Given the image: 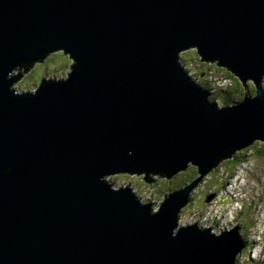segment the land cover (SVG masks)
<instances>
[{
	"label": "water",
	"instance_id": "95a60500",
	"mask_svg": "<svg viewBox=\"0 0 264 264\" xmlns=\"http://www.w3.org/2000/svg\"><path fill=\"white\" fill-rule=\"evenodd\" d=\"M256 139L264 0H0V264H236V224L178 218ZM191 164L159 209L107 179Z\"/></svg>",
	"mask_w": 264,
	"mask_h": 264
},
{
	"label": "rangeland",
	"instance_id": "374dc122",
	"mask_svg": "<svg viewBox=\"0 0 264 264\" xmlns=\"http://www.w3.org/2000/svg\"><path fill=\"white\" fill-rule=\"evenodd\" d=\"M259 141L260 144H262L263 141L261 139L255 140V142ZM252 156L253 153L249 151L246 154L245 162L243 161L239 166L237 165L231 174L224 173V176L221 178V182H224V188L221 193L215 192L216 188L212 183L206 186L208 182L218 178V176H214L213 172L218 171L219 174L221 173L222 167L219 163L213 170L202 176L197 185L192 189L189 195V202L184 207L190 206L196 198V202L193 204L194 208H188L184 211L185 214L180 215L183 213V208L178 219V225H181L186 222L199 224L198 219H194L199 218L203 220L204 224L210 223L211 228L218 229L222 228L220 225L224 224V222L226 225H228V223L236 224L241 239L243 236H249V239L252 240V243L255 245L252 250V256L238 262V264H264V222L262 221L254 226H246L241 223L238 217L242 215L245 209H247L244 214L245 219H250L253 213L254 220H257V216L264 217V204H262L264 203V151L254 156L256 162ZM231 162L234 161L226 163L227 168L231 166ZM233 164L235 165V162ZM193 166L194 165L191 164L185 171L176 174L174 176L176 178L172 177L170 179L160 174H153L152 178H154V181H152L148 177L146 179L145 175L142 173L139 175L114 173L107 177V179L112 180L111 184L113 186L132 184L131 189L141 199L152 198V209H159V200H165L167 194L187 185L192 186L195 180L200 178L201 175H197L193 181L190 180L194 175ZM210 176L213 178L211 179ZM165 179L166 181L164 182ZM229 184L231 185L229 186ZM234 193H236V196ZM210 197L212 198L209 199ZM203 209L208 217H204V215L197 216L192 213V211ZM230 209H232V211H230ZM253 209H255L254 212ZM236 213L239 215L236 216ZM187 215H189V217ZM200 225H203V223H200ZM261 225L263 227V232L260 228ZM241 228L245 231H240ZM218 229H214L213 231L222 232ZM246 231H249L252 236Z\"/></svg>",
	"mask_w": 264,
	"mask_h": 264
},
{
	"label": "trees",
	"instance_id": "16d2710c",
	"mask_svg": "<svg viewBox=\"0 0 264 264\" xmlns=\"http://www.w3.org/2000/svg\"><path fill=\"white\" fill-rule=\"evenodd\" d=\"M194 55L193 56H191L190 57V60H191V58H192V60H193V62H197L196 63V66H198V67H200L201 69H203V71H205V70H208V72L207 73H205V78H206V80H207V82H208V86L210 87V85H211V82L208 80V77H210V76H213V77H215V73H216V71L215 70H213L208 64H207V62H203L201 59H200V56L198 55V52L195 50L194 52ZM69 59H70V63L72 62V60H71V58L69 57ZM184 59H185V57H184ZM186 61H188L187 59H185ZM216 64V63H215ZM190 68L191 69H193V67L192 66H190ZM201 72H202V70L201 71H199L198 73L199 74H201ZM230 73V72H229ZM230 76H232V77H235L233 74H231L230 73ZM255 87V89H256V86H254V84H247V92L245 91V88H244V91L242 92L243 93V96H241V98L239 99V100H242L243 98H244V96L245 95H250L251 93H250V88H254ZM232 89H230V91H231ZM220 95H225V97H227V98H229V94H230V92L229 93H226V94H224V93H222V92H220L219 93ZM250 96H252V94L250 95ZM219 96L217 95V96H213L212 97V99L214 100V101H216L217 100V98H218ZM249 149V151L251 152V153H254V154H257V153H262L263 151H264V143L262 142V144H260V141L259 142H254L252 145H251V147L250 148H248ZM247 151H240V152H238V153H235L233 156H232V158H229L228 160H226V161H224V162H222V163H220V165H221V167H222V170L224 171V172H227V173H232V170H233V168L234 167H236L239 163H240V161H242L243 160V157H244V154L246 153ZM230 161H234L235 162V165L233 164L234 162H231L232 164H231V166H229L228 168L226 167V163L227 162H230ZM246 161V159L244 160V162ZM193 171H194V175H193V177H192V179H190V180H192L193 181V179L197 176V175H200V173L198 172V168L197 167H195V166H193ZM162 176V175H161ZM214 176H220V174H219V172L217 171V172H214ZM152 177H153V174H152ZM152 177H148L150 180H152V181H154V178H152ZM146 179H147V177H145ZM174 178H176V177H174ZM204 178V177H203ZM210 178L212 179L213 177L212 176H210ZM217 179L218 178H216V179H214L213 181L215 182V181H217ZM166 181V179L164 180V182ZM169 181V180H168ZM219 187H220V184H216L215 185V188L216 189H219ZM167 194V193H166ZM191 207H194L193 206V204H191L190 205ZM241 217H242V215H241ZM244 225H246V226H250V223L249 222H247V221H244V222H242Z\"/></svg>",
	"mask_w": 264,
	"mask_h": 264
},
{
	"label": "clouds",
	"instance_id": "9594fccd",
	"mask_svg": "<svg viewBox=\"0 0 264 264\" xmlns=\"http://www.w3.org/2000/svg\"><path fill=\"white\" fill-rule=\"evenodd\" d=\"M251 147V145L250 146H248V147H246V148H244V149H242V150H239V151H237V152H235V153H238V152H240V151H247L245 154H244V157H243V160L242 161H240V163L241 162H243L245 159H246V154L249 152V149L248 148H250ZM234 153V154H235ZM233 154V155H234ZM232 155V156H233ZM256 154H254L253 153V158H254V156H255ZM232 156L230 157V158H232ZM229 159V158H228ZM228 159H225V160H222V161H220L219 162V164L220 163H222V162H224V161H226V160H228ZM254 160H255V162H256V158H254ZM239 163V164H240ZM238 164V165H239ZM234 169H235V167L233 168V170H232V172L234 171ZM227 173V172H226ZM210 183H212V185L215 187V185L216 184H220V187H219V189H216L215 190V192H217V193H221L222 192V189L224 188V182H221L220 181V178L218 177V179H217V181H210V182H208L207 184H206V186L208 185V184H210ZM196 202V198L193 200V203L192 204H194ZM188 208H194V207H191V206H188V207H186V208H184L183 209V213L182 214H180V215H183V214H185V210H187ZM243 210V209H242ZM246 211H247V209H245V210H243V212H242V217L241 216H238L239 214L238 213H236V216H238L239 217V219H240V221H241V223L242 222H244V221H247V222H249L250 223V226H254V225H256V224H258V223H260V222H255L254 221V219H253V214H252V216H251V218L250 219H245L244 218V214L246 213ZM255 211V209H253V212ZM201 212H205V210L203 209V210H198V211H192V213L193 214H198V213H201ZM180 215H179V217H180ZM188 217H189V215H187ZM264 218V217H263ZM179 219V218H178ZM227 220H229V219H227ZM263 222H264V220H263ZM232 225H234V224H229L228 223V226L227 227H230V226H232ZM260 228L262 229V232H263V227H262V225L260 226ZM212 230H214L213 228H212ZM218 230H220V231H222V228L220 229H218ZM238 230V229H237ZM240 231H245L243 228H241V230ZM248 234L250 233L249 231H246ZM239 233V232H238ZM263 235H264V232H263ZM240 236V235H239ZM250 236H252V234L250 233ZM242 240H243V242H244V244H245V247L242 249V251L239 253V255L237 256V261H236V264H238V262H241L242 260H244V259H247V258H249L250 256H252V254H253V248H254V243H252L253 241L252 240H250L249 239V236L248 237H245V236H243V238H242Z\"/></svg>",
	"mask_w": 264,
	"mask_h": 264
},
{
	"label": "built area",
	"instance_id": "2783aa9c",
	"mask_svg": "<svg viewBox=\"0 0 264 264\" xmlns=\"http://www.w3.org/2000/svg\"><path fill=\"white\" fill-rule=\"evenodd\" d=\"M224 173H225V172H223V171L221 170V173H220V176H219L220 181H221V178L224 176ZM234 194H235V196H236V193H234ZM234 202H235V201H234ZM234 202H233V203H234ZM230 203H231V202H230ZM262 204H264V203H262ZM229 207H230V205H229ZM232 209H233V208H232ZM232 209H230V211H232ZM194 215H197V216H203V215H204V217L207 216V215H206V212H201V213L194 214ZM207 217H208V216H207ZM194 219H195V220L198 219V223H199V224H200V223H201V224H202V223L204 224L203 220H201V219H199V218H194ZM263 220H264V218H263L262 216H257V220H254V221L257 223V222H262ZM220 226H222V227H227L228 225H226L225 222H224V224H222V225H220ZM213 229H218V228H213ZM220 229H221V228H220Z\"/></svg>",
	"mask_w": 264,
	"mask_h": 264
},
{
	"label": "bare ground",
	"instance_id": "6f19581e",
	"mask_svg": "<svg viewBox=\"0 0 264 264\" xmlns=\"http://www.w3.org/2000/svg\"><path fill=\"white\" fill-rule=\"evenodd\" d=\"M248 162V161H247ZM239 166V165H238ZM215 167V166H214ZM213 167V168H214ZM214 173V172H213ZM143 175H145V173H142ZM151 174H160V175H162V176H164V177H167L165 174H163V173H155V172H151ZM230 174V173H229ZM134 175H139L138 173H134ZM229 176V175H228ZM174 177V176H173ZM167 178H171V177H167ZM206 181V180H205ZM232 184V183H231ZM231 184H229V186L231 185ZM234 184V183H233ZM154 190V189H153ZM233 199V198H232ZM151 206V208H152V205H150ZM255 246V245H254Z\"/></svg>",
	"mask_w": 264,
	"mask_h": 264
}]
</instances>
